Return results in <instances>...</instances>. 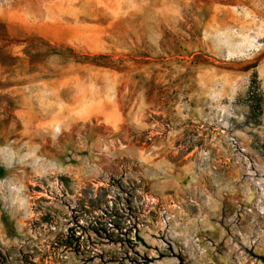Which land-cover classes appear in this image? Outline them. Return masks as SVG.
<instances>
[{
	"label": "rangeland",
	"instance_id": "1",
	"mask_svg": "<svg viewBox=\"0 0 264 264\" xmlns=\"http://www.w3.org/2000/svg\"><path fill=\"white\" fill-rule=\"evenodd\" d=\"M264 0H0V264H263Z\"/></svg>",
	"mask_w": 264,
	"mask_h": 264
},
{
	"label": "trees",
	"instance_id": "2",
	"mask_svg": "<svg viewBox=\"0 0 264 264\" xmlns=\"http://www.w3.org/2000/svg\"><path fill=\"white\" fill-rule=\"evenodd\" d=\"M264 264V255L256 256Z\"/></svg>",
	"mask_w": 264,
	"mask_h": 264
}]
</instances>
